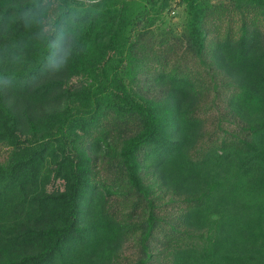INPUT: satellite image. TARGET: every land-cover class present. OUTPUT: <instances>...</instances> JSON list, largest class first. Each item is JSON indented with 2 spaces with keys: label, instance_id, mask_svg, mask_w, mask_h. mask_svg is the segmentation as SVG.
<instances>
[{
  "label": "trees",
  "instance_id": "trees-1",
  "mask_svg": "<svg viewBox=\"0 0 264 264\" xmlns=\"http://www.w3.org/2000/svg\"><path fill=\"white\" fill-rule=\"evenodd\" d=\"M179 1L183 27L155 32L170 0H71L87 23L53 73L23 0H0V264H109L127 239V264H264V0ZM222 104L189 157L188 131ZM167 161L169 184L149 171Z\"/></svg>",
  "mask_w": 264,
  "mask_h": 264
},
{
  "label": "rangeland",
  "instance_id": "rangeland-1",
  "mask_svg": "<svg viewBox=\"0 0 264 264\" xmlns=\"http://www.w3.org/2000/svg\"><path fill=\"white\" fill-rule=\"evenodd\" d=\"M186 20V11L181 1L179 0H170L168 5L161 12L159 19L155 22L154 31L161 32V30L172 29V30H180L184 22ZM216 58V64L218 68L222 69L224 72H229L230 68L233 67V53L231 49L222 50L214 55ZM142 90L145 94L149 96H153L156 98H162L165 96L167 91V82L165 79L156 78V73H148L143 78L141 82ZM212 95V90L207 94L208 98ZM224 105L222 104L219 108L212 109H202L200 115L202 116V123H196L192 126V128L188 131V142L186 144V150L188 151L186 154L193 158H200L202 152L206 150L205 146V134L213 130L217 116L220 110H224ZM225 121H223L224 124ZM199 129V130H198ZM201 131L204 136L197 138V132ZM205 147V148H204ZM3 150L0 149V157L3 155ZM178 166L176 162L167 161L162 164L160 169L156 172V168H150V175L152 177H158L161 182L170 183L176 180L178 175ZM225 168V167H224ZM223 169V168H221ZM230 171V170H229ZM226 172V168H225ZM214 173V168L211 163H207L204 166L200 167L196 171L195 178H197V182L199 184H203L207 178V176ZM164 179V180H163ZM222 202V200L220 201ZM224 234L227 238L226 245L224 251L229 250L230 248L235 247L238 240L234 235L233 230L228 229L224 231ZM136 248L132 243V240H124L119 244V255L116 260H113L109 264H127L134 258Z\"/></svg>",
  "mask_w": 264,
  "mask_h": 264
},
{
  "label": "clouds",
  "instance_id": "clouds-1",
  "mask_svg": "<svg viewBox=\"0 0 264 264\" xmlns=\"http://www.w3.org/2000/svg\"><path fill=\"white\" fill-rule=\"evenodd\" d=\"M100 0H87V5ZM19 18L26 27L34 28V36L47 52V66L51 72L62 71L69 62L75 39L87 23L83 8L71 0H23ZM0 79V88L8 86Z\"/></svg>",
  "mask_w": 264,
  "mask_h": 264
}]
</instances>
